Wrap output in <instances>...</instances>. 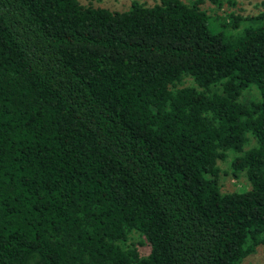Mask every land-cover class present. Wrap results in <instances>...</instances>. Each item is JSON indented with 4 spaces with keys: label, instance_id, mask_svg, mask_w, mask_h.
I'll return each instance as SVG.
<instances>
[{
    "label": "trees",
    "instance_id": "16d2710c",
    "mask_svg": "<svg viewBox=\"0 0 264 264\" xmlns=\"http://www.w3.org/2000/svg\"><path fill=\"white\" fill-rule=\"evenodd\" d=\"M203 1L0 0V264H240L264 244V11ZM227 150L246 189H219Z\"/></svg>",
    "mask_w": 264,
    "mask_h": 264
},
{
    "label": "rangeland",
    "instance_id": "374dc122",
    "mask_svg": "<svg viewBox=\"0 0 264 264\" xmlns=\"http://www.w3.org/2000/svg\"><path fill=\"white\" fill-rule=\"evenodd\" d=\"M81 4H91L94 6H101L113 10H124L128 7L131 0H78ZM145 5H151L158 2V0H136ZM188 3L190 0H181ZM220 6L216 7L208 0H204L199 6L209 16L217 17L218 21L223 18L227 20L228 15L247 17L253 16L264 11V0H220ZM186 82H188L186 80ZM243 98L255 96L253 88L243 93ZM253 140L248 139L244 148L252 145ZM234 153L230 150L226 151V156L223 160L217 161L216 165L219 169L218 172V185L221 192H230L243 190L248 187V183L242 173L234 177L230 171V160ZM141 240L134 232L129 234L127 242H132L137 251L144 254L146 246L138 241ZM240 264H264V244L256 246L255 250L244 257Z\"/></svg>",
    "mask_w": 264,
    "mask_h": 264
}]
</instances>
